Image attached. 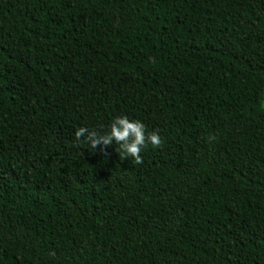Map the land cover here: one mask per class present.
<instances>
[{
    "label": "trees",
    "instance_id": "obj_1",
    "mask_svg": "<svg viewBox=\"0 0 264 264\" xmlns=\"http://www.w3.org/2000/svg\"><path fill=\"white\" fill-rule=\"evenodd\" d=\"M0 264H264V0H0Z\"/></svg>",
    "mask_w": 264,
    "mask_h": 264
},
{
    "label": "clouds",
    "instance_id": "obj_2",
    "mask_svg": "<svg viewBox=\"0 0 264 264\" xmlns=\"http://www.w3.org/2000/svg\"><path fill=\"white\" fill-rule=\"evenodd\" d=\"M75 137L77 141L83 138L92 149L100 145H110L115 141L121 159L131 157L134 164L143 163L140 153L147 143H151L153 147H159L162 143L157 132L146 135L144 123L140 120H130L126 115L117 116L105 133L80 127L76 130Z\"/></svg>",
    "mask_w": 264,
    "mask_h": 264
}]
</instances>
